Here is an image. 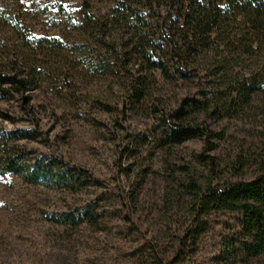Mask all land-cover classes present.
Returning <instances> with one entry per match:
<instances>
[{"label": "rangeland", "instance_id": "1", "mask_svg": "<svg viewBox=\"0 0 264 264\" xmlns=\"http://www.w3.org/2000/svg\"><path fill=\"white\" fill-rule=\"evenodd\" d=\"M116 1L0 0V66L36 69L27 94L0 95V264H264L239 251L240 215L196 208L209 184L250 181L264 166V49L225 54L221 81L208 68L176 78L124 52ZM145 19L165 47L161 18ZM244 77L262 90L237 95ZM181 108L219 137L169 143ZM16 155L98 183L28 184L4 172Z\"/></svg>", "mask_w": 264, "mask_h": 264}, {"label": "trees", "instance_id": "2", "mask_svg": "<svg viewBox=\"0 0 264 264\" xmlns=\"http://www.w3.org/2000/svg\"><path fill=\"white\" fill-rule=\"evenodd\" d=\"M115 6L120 16L128 18L121 22L129 32L127 44L120 45L124 52L133 51L149 69L171 70L176 78L184 79L192 72L199 74L198 71L208 68L217 70L216 80L221 81L226 73H220V69L227 72L225 54L241 58L264 49V0H117ZM149 15L161 18L159 37L165 47L153 40L146 30L145 18ZM110 25L100 19L93 25L104 46ZM51 44L60 45V40L54 39ZM14 66L9 71L0 66V95L24 96L33 88L36 69L24 70L17 61ZM243 80L247 84L233 90L237 95L247 94L248 98L249 94L262 90L255 80L249 82L245 77ZM183 104L201 109L208 101L188 99ZM186 114L181 108L169 115L179 123L168 125L169 143L178 145L197 137L215 136L198 126L186 124ZM3 165L5 173L18 175L31 185L55 182L74 189L98 183L91 177L88 183H80L81 173L58 174L40 160L29 164L18 155L6 157ZM196 208L199 217L210 213L240 215L236 239L239 251L248 258L264 255V166L250 181L242 180L225 187L209 184L200 192Z\"/></svg>", "mask_w": 264, "mask_h": 264}]
</instances>
